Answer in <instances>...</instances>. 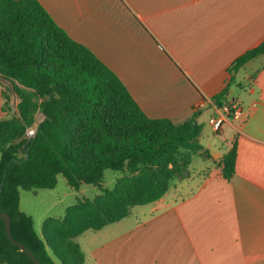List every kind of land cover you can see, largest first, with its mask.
Listing matches in <instances>:
<instances>
[{"label":"crops","instance_id":"crops-1","mask_svg":"<svg viewBox=\"0 0 264 264\" xmlns=\"http://www.w3.org/2000/svg\"><path fill=\"white\" fill-rule=\"evenodd\" d=\"M39 1L120 77L148 116L175 122L198 113L203 124L205 112L209 118L214 111L208 106L196 112L195 105L220 93L232 62L264 41V0ZM257 60L264 61V54L236 77ZM261 65L236 79L248 85L230 88L228 98L242 104L243 114L217 132L223 146H204L210 164L173 181L161 199L144 205L151 214L145 221H128L131 214L93 231L88 255L83 251L91 264H264ZM234 88L243 94L233 96ZM3 102L0 86V115ZM234 140L236 170L227 179L221 159Z\"/></svg>","mask_w":264,"mask_h":264},{"label":"trees","instance_id":"trees-1","mask_svg":"<svg viewBox=\"0 0 264 264\" xmlns=\"http://www.w3.org/2000/svg\"><path fill=\"white\" fill-rule=\"evenodd\" d=\"M263 54L264 41L237 57L226 87L213 99L230 101L236 74ZM0 76L13 85L6 93L0 80L8 116L0 118V211L10 214L14 238L43 264H85L80 235L161 199L176 178L189 176L194 153L212 156L200 143L198 113L181 122L148 116L120 77L39 0H0ZM237 154L234 140L221 159L227 179L235 174ZM106 169L124 173L112 189L103 185ZM60 174L75 189L85 183L101 192L79 199L62 218H48L39 234L21 209V189H53ZM0 263L37 264L9 238L2 217Z\"/></svg>","mask_w":264,"mask_h":264},{"label":"rangeland","instance_id":"rangeland-1","mask_svg":"<svg viewBox=\"0 0 264 264\" xmlns=\"http://www.w3.org/2000/svg\"><path fill=\"white\" fill-rule=\"evenodd\" d=\"M263 62L264 61L262 60H257L254 64L247 66L240 72L238 78L236 77V79L237 80L244 79V77L246 79L247 78L246 74L248 72L253 73L256 70H258V68L262 66L261 63ZM255 75L256 74L250 76V79H254ZM249 82H250L249 80H241V83H243L245 86L248 85ZM3 84H4L3 90L6 93L11 94V92L7 90V88L9 87L8 84H6L5 82H3ZM240 84L234 83L235 86ZM241 93L243 94V91L240 88H234L232 95L238 98L242 95ZM11 100L15 112L17 111V103L19 99L14 91L11 96ZM208 116H209L208 113L205 112V114L201 119L203 123L202 124L203 129H202V136L200 139V143L203 146H207L208 144H210L212 146L211 148L215 150L216 146L217 148L219 146L221 147L224 145V143L221 141L222 135H220V133H217L221 130L217 131L211 128L212 126H210V124L208 123ZM0 118H8V116L5 113H2L0 115ZM40 118H42V115L38 114L37 122H39ZM0 159H1V154H0ZM207 164H210V161L208 160L207 156L199 152L194 153L192 157V163L189 167V172L191 170H196V169L201 170L202 168H205ZM122 176H124L123 172L114 171L112 169H106L104 174V184H103L104 187L112 189L115 186L117 179L121 178ZM177 179H181V178H176L175 180ZM100 192L101 190L98 186L92 184H85V183L82 184L79 189H75L68 184L65 176L63 174H60L58 175V183L56 187L53 189H34V190L21 189L20 205L23 211H25L27 214L32 216L34 220V227L36 231L39 234H41L43 224L48 218L50 217L62 218L64 217L67 208L75 204L79 199L94 198ZM149 207L150 206H144V205L135 206L132 210V215L128 218V221H145L148 217L151 216V214L149 213V209H150ZM129 225L130 224H128V226ZM92 235H94L93 231H90L88 233H84L80 235L77 238V242L80 244L82 250L87 253V255H88V249H90L91 247V244L88 243V239H90ZM98 242L101 243V241ZM85 258H86L85 264H91L89 257L88 259L87 257Z\"/></svg>","mask_w":264,"mask_h":264},{"label":"built area","instance_id":"built-area-1","mask_svg":"<svg viewBox=\"0 0 264 264\" xmlns=\"http://www.w3.org/2000/svg\"><path fill=\"white\" fill-rule=\"evenodd\" d=\"M211 107L214 111L208 118V123L215 130H221L224 124L231 120L240 119L243 114V106L238 100H230L219 104L213 98L204 99L195 105V110L200 111L206 107ZM36 128H29L28 136L34 135Z\"/></svg>","mask_w":264,"mask_h":264},{"label":"water","instance_id":"water-1","mask_svg":"<svg viewBox=\"0 0 264 264\" xmlns=\"http://www.w3.org/2000/svg\"><path fill=\"white\" fill-rule=\"evenodd\" d=\"M0 80L5 82L6 84H8V86L13 90V87H12L11 83L7 79H5L4 77L0 76ZM32 137H33V135H29L28 136V142L31 140ZM0 217H2L4 219V221H5V223H6V228H7V233H8L9 238L17 246H19L22 251L26 252L37 264H43L42 261H40L38 259V257H36L23 243H21L18 240H16L14 238V236L12 235V219H11L10 214L8 212H5V211H0Z\"/></svg>","mask_w":264,"mask_h":264}]
</instances>
